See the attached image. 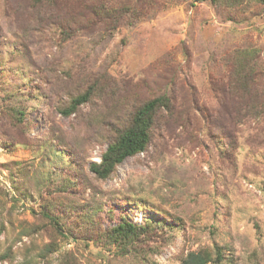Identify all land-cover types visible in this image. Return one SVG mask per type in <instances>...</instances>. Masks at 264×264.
I'll use <instances>...</instances> for the list:
<instances>
[{
  "label": "rangeland",
  "instance_id": "374dc122",
  "mask_svg": "<svg viewBox=\"0 0 264 264\" xmlns=\"http://www.w3.org/2000/svg\"><path fill=\"white\" fill-rule=\"evenodd\" d=\"M43 5L0 0V264H181L216 246L223 264H264V110L239 123L227 105L237 123L222 156L226 133L215 122L225 121L210 81L227 76L226 53L264 44L262 8L253 2L228 20L210 0H171L134 27L65 38V16ZM105 79L94 102L71 114L82 88ZM151 89L190 106L211 137L174 123L96 180L89 165L101 161L104 135ZM44 213L66 224L61 235ZM122 221L159 225L164 236L126 254L96 234L83 239L86 228L103 236Z\"/></svg>",
  "mask_w": 264,
  "mask_h": 264
},
{
  "label": "trees",
  "instance_id": "16d2710c",
  "mask_svg": "<svg viewBox=\"0 0 264 264\" xmlns=\"http://www.w3.org/2000/svg\"><path fill=\"white\" fill-rule=\"evenodd\" d=\"M44 0L45 10L54 9L55 14L64 15L65 19L60 22L59 28H62L63 37H75L78 33H89L93 30L112 33L121 27H134L137 24L152 17L164 8L165 3L171 0ZM206 1V0H202ZM214 7L220 13L225 14L228 20H233V16H242L246 9L254 2L262 8L257 11V15L264 14V0H210ZM223 67L226 77L220 76L211 79V92L217 97L218 108L215 113L221 114L225 124L221 127L216 123L217 129H222L226 137L218 142V146L227 145L225 151L221 148L222 156L228 152L233 145L232 134L237 119L230 115L233 106L239 110V116L244 119L239 123H246L252 120V116L257 118L261 110H264V44L257 47L236 48L223 57ZM107 86L106 79L90 86H84L79 94L72 99L70 113H76L80 107L94 102V98ZM153 91L151 98L141 101L128 111L127 118L113 123L104 135L107 148L103 152L101 161L92 162L89 170L98 181H104L110 178L127 158L135 157L138 154H144L150 149L153 140L157 137L158 131L170 129L169 127L178 122V126L187 133L192 129L203 131L207 129V137H211V131L205 127V122L200 124L190 120V106H183L176 102L166 91L160 94ZM166 90V89H165ZM156 94V95H155ZM128 99L126 96L122 101ZM121 103V102H120ZM181 108H184L183 115ZM220 108L222 109L220 110ZM220 110V111H219ZM180 117H188L174 121L176 113ZM18 121L26 128L25 111L18 112ZM237 114V113H236ZM211 116L214 117L213 113ZM247 117V118H245ZM212 119V118H211ZM212 123V122H211ZM164 125V126H162ZM221 128H220V127ZM163 136V134H162ZM50 225L58 233L66 224L56 218L44 213ZM95 230V231H94ZM160 230H165L159 225L147 223L144 227L137 226L132 222L122 221L117 226L110 228L108 233L101 236L100 230L86 228L83 233V239L87 237L99 236L108 247H115L120 254H126L130 249H141V244L155 242V239H161L158 235ZM60 232V233H59ZM96 232V233H95ZM161 236L164 233L160 232ZM149 245V247H150ZM149 249L148 252L154 253ZM146 254V250H142ZM158 253V251L156 252ZM224 253L219 246L213 247V253L207 251L189 253L181 264H223ZM151 264V263H150Z\"/></svg>",
  "mask_w": 264,
  "mask_h": 264
},
{
  "label": "bare ground",
  "instance_id": "6f19581e",
  "mask_svg": "<svg viewBox=\"0 0 264 264\" xmlns=\"http://www.w3.org/2000/svg\"><path fill=\"white\" fill-rule=\"evenodd\" d=\"M129 210V209H128Z\"/></svg>",
  "mask_w": 264,
  "mask_h": 264
}]
</instances>
